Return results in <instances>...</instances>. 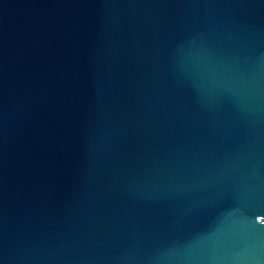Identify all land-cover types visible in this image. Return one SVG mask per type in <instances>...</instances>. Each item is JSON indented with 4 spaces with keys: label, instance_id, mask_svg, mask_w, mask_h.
I'll return each instance as SVG.
<instances>
[{
    "label": "water",
    "instance_id": "95a60500",
    "mask_svg": "<svg viewBox=\"0 0 264 264\" xmlns=\"http://www.w3.org/2000/svg\"><path fill=\"white\" fill-rule=\"evenodd\" d=\"M0 264H264V0H0Z\"/></svg>",
    "mask_w": 264,
    "mask_h": 264
}]
</instances>
